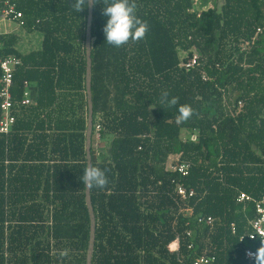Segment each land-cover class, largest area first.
<instances>
[{
	"label": "trees",
	"instance_id": "trees-1",
	"mask_svg": "<svg viewBox=\"0 0 264 264\" xmlns=\"http://www.w3.org/2000/svg\"><path fill=\"white\" fill-rule=\"evenodd\" d=\"M10 1L43 40L22 53L16 34L0 36L2 56L22 62L11 89L16 122L0 135V264H86L88 0L78 13L76 0ZM96 2L93 131L99 125L107 143L98 157L92 137L91 153L107 183L91 187L92 264H192L203 254L250 264L245 250L257 243L241 238L256 205L237 198L264 199V0H129L148 30L120 47L104 41L105 0ZM194 54L200 65L186 70ZM185 104L193 114L178 122ZM171 156L190 164L187 177L166 170ZM178 183L194 190L185 203Z\"/></svg>",
	"mask_w": 264,
	"mask_h": 264
},
{
	"label": "built area",
	"instance_id": "built-area-1",
	"mask_svg": "<svg viewBox=\"0 0 264 264\" xmlns=\"http://www.w3.org/2000/svg\"><path fill=\"white\" fill-rule=\"evenodd\" d=\"M0 22L1 25L3 24V26L6 22H15L20 27H23V14L21 11L18 10L15 3H12L10 0H0ZM1 48L2 42L0 41V135H7L11 132L16 122L14 116L15 103L13 100L11 89L13 86L14 71L16 68L21 66L22 62L20 59L14 56H2ZM199 65L200 61L197 54H194L190 59L182 63V67H184L186 70L194 69ZM204 79H206L205 76ZM25 88L26 91L24 93V100L22 104L27 106L32 103L30 86L28 82H26ZM239 107H242L241 102L239 103ZM100 130L101 127L97 125L92 134V137L95 140V149H97L96 147L99 146L102 142ZM166 170L172 173H177L182 177H187L190 171V164L180 163L179 156H171L167 161ZM175 194L181 203H185L194 196V190H188L184 186V184L178 183L175 186ZM237 201L239 203L249 201L255 202L257 218L250 223L251 230L244 237L241 238V241L245 239L249 243H257V248L251 247L245 250L244 257L245 260L250 264L258 263L260 262L259 248L262 246L261 242H264V199L256 202L247 194L241 193L238 196ZM198 222L200 224L212 226L214 220L212 217H200L198 219ZM232 233H236V228L234 225H232ZM187 235L190 236L191 233L187 232ZM168 248L171 252H177L179 249V240L176 239L173 243L169 245ZM192 264H215V258L203 254L195 258Z\"/></svg>",
	"mask_w": 264,
	"mask_h": 264
},
{
	"label": "clouds",
	"instance_id": "clouds-1",
	"mask_svg": "<svg viewBox=\"0 0 264 264\" xmlns=\"http://www.w3.org/2000/svg\"><path fill=\"white\" fill-rule=\"evenodd\" d=\"M86 0H76L74 9L78 13L83 7ZM92 4H96V0H91ZM87 4V3H86ZM135 5L129 0H105L102 7V15L105 18L103 25L104 41L114 47H120L131 40H142L148 30L147 23L142 21L135 14ZM164 99L170 105L177 104V98H168V94H163ZM193 110L189 105H180L178 107L177 121L183 122L190 118ZM87 188L93 186L103 187L107 183L105 172L98 167L88 166L83 170L80 179ZM259 248V259L261 264H264V242Z\"/></svg>",
	"mask_w": 264,
	"mask_h": 264
},
{
	"label": "water",
	"instance_id": "water-1",
	"mask_svg": "<svg viewBox=\"0 0 264 264\" xmlns=\"http://www.w3.org/2000/svg\"><path fill=\"white\" fill-rule=\"evenodd\" d=\"M94 4L91 0H88V18L86 28V92L88 99V122L86 131V157L87 167L92 166V134H93V98H92V22H93ZM86 205L90 216V240L86 256V264H92V257L94 252L95 240H96V218L94 208L92 205L91 188L86 187Z\"/></svg>",
	"mask_w": 264,
	"mask_h": 264
},
{
	"label": "rangeland",
	"instance_id": "rangeland-1",
	"mask_svg": "<svg viewBox=\"0 0 264 264\" xmlns=\"http://www.w3.org/2000/svg\"><path fill=\"white\" fill-rule=\"evenodd\" d=\"M198 4H200L201 0H197ZM209 7H212L214 0H209ZM6 30L13 32L16 34L20 39L19 43L17 44V49L23 53H27L30 51H35L41 49L43 36L40 32L37 31H28L24 27H20L15 22H6L5 26L1 25L0 22V34L4 33ZM107 143V142H106ZM103 141L99 146L95 149V155L100 156L105 150V144Z\"/></svg>",
	"mask_w": 264,
	"mask_h": 264
},
{
	"label": "crops",
	"instance_id": "crops-1",
	"mask_svg": "<svg viewBox=\"0 0 264 264\" xmlns=\"http://www.w3.org/2000/svg\"><path fill=\"white\" fill-rule=\"evenodd\" d=\"M2 26H3V24H2ZM4 26H5V24H4ZM11 33H13V32H10L9 30H6L4 33H2L1 35H8V34H11ZM14 34V33H13ZM17 48V47H16ZM2 49V48H1ZM31 52V51H30ZM23 53V52H22ZM27 53H29V52H27Z\"/></svg>",
	"mask_w": 264,
	"mask_h": 264
}]
</instances>
